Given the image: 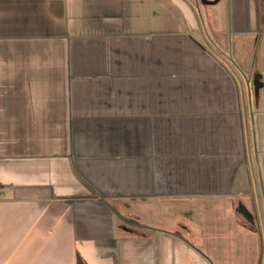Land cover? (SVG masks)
I'll return each instance as SVG.
<instances>
[{
    "label": "crops",
    "instance_id": "crops-1",
    "mask_svg": "<svg viewBox=\"0 0 264 264\" xmlns=\"http://www.w3.org/2000/svg\"><path fill=\"white\" fill-rule=\"evenodd\" d=\"M207 1L0 0V264H264V0Z\"/></svg>",
    "mask_w": 264,
    "mask_h": 264
},
{
    "label": "rangeland",
    "instance_id": "rangeland-1",
    "mask_svg": "<svg viewBox=\"0 0 264 264\" xmlns=\"http://www.w3.org/2000/svg\"><path fill=\"white\" fill-rule=\"evenodd\" d=\"M189 1L191 3V6L194 7L197 15H200V18L202 19V11H203L202 5H203L204 0H189ZM205 1L207 3H209L207 0H205ZM217 51L219 52V50L215 49L216 53H217ZM253 85H254V83H253ZM209 206L211 207V213H212V211L217 212L216 204H210ZM186 207H187V209L192 208V207L194 208L193 211H187V212H190V213L192 212L193 214H195V213L200 214V212H201V210H200L201 206L197 203H195V205H189ZM214 221L216 223L218 222V220H216V219ZM244 223L245 224H243V226H242L243 232L241 234L239 233L238 236L233 234L231 236L232 238H226L225 237L224 241H238V242L243 241L244 242V248H245V255L251 256L253 253L251 245H252V241L255 237H253V233L250 232L251 228L249 227V223H247L246 218L244 219ZM201 225H202V221L200 220V218L196 220V216H195L194 229L191 232H189L188 238L193 245L200 247L202 249L203 244H204V235L202 233V226ZM220 241H221V239H220L219 234L213 236V242L219 243Z\"/></svg>",
    "mask_w": 264,
    "mask_h": 264
}]
</instances>
